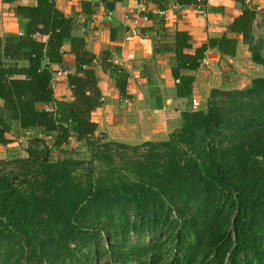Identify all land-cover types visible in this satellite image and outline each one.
<instances>
[{"label":"trees","instance_id":"obj_1","mask_svg":"<svg viewBox=\"0 0 264 264\" xmlns=\"http://www.w3.org/2000/svg\"><path fill=\"white\" fill-rule=\"evenodd\" d=\"M37 2L18 8L28 20L24 35L0 38L4 109L46 137L30 140L27 157L0 161V264H83L103 255L105 264H264V75L242 89L213 88L207 106L184 111L165 140L108 141L91 119L102 105L95 55L55 0ZM145 2L167 9L168 0ZM263 12L245 5L222 37L193 54L185 52L190 34L177 31V96L192 97L195 76L182 71L198 70L209 49L235 57L242 40L264 67V40L255 36ZM37 33L48 41L35 40ZM66 42L76 61L69 100L56 97L51 66L63 64ZM10 130L0 111L1 145ZM72 138L89 158L54 160L53 147L63 150ZM146 233L150 240L131 241Z\"/></svg>","mask_w":264,"mask_h":264},{"label":"crops","instance_id":"obj_2","mask_svg":"<svg viewBox=\"0 0 264 264\" xmlns=\"http://www.w3.org/2000/svg\"><path fill=\"white\" fill-rule=\"evenodd\" d=\"M37 3V0H0V38L24 35L28 20L18 13V8L35 7ZM251 4L264 10V0H207L208 16L204 18L197 5H180L179 0H168L165 10L145 0H55L56 8L74 21L72 34L82 38L86 49L95 55L92 68L102 94L101 107L91 113L92 121L98 125L97 135L130 145L166 139L181 124L182 113L192 108L190 103L195 99L201 103L199 89L205 91L211 74L225 65L231 67L245 49L251 57L242 40L235 57L221 56L217 49H209L198 70L182 71L194 75L195 81L192 97L181 98L177 96V82L171 71L176 32L190 34L192 48L185 52L193 54L209 39L222 37L227 25L242 13L245 5ZM146 10L152 13L150 19L144 13ZM34 39L46 43L48 35L37 33ZM64 49L63 64L54 63L52 69L75 74V56L69 52L68 42ZM0 60L7 62L3 56ZM68 74L53 78L58 99L72 98ZM120 85L125 87L124 94ZM0 111L11 127L7 133L10 143L0 144V161L11 159L13 151L21 146L27 157L30 140L44 137L43 132L22 129L18 114L5 110L2 99ZM71 141L77 142L74 138Z\"/></svg>","mask_w":264,"mask_h":264},{"label":"rangeland","instance_id":"obj_3","mask_svg":"<svg viewBox=\"0 0 264 264\" xmlns=\"http://www.w3.org/2000/svg\"><path fill=\"white\" fill-rule=\"evenodd\" d=\"M255 36L257 37V39L264 40V12L262 16L260 15L259 19L256 22ZM263 55H264V50H263ZM263 75H264V67L253 63L251 57L247 55L245 49L244 51L241 52L240 58L235 63L231 64V67H227L225 65V67L220 68L219 70H217V72L211 74V76L209 77L211 79V82L209 83L208 87L205 89L204 92H202V90L199 89L200 96H202L203 98L201 99L199 108H205L207 106V100L209 96L208 94H210L211 92L210 90H212L211 88L212 86H216L215 88H224V89H242L248 86L254 78L261 77ZM190 105L192 106V103H190ZM190 110H193V107L190 108ZM179 126L180 125L175 126L176 127L175 129H177ZM169 135L167 136V138L169 137ZM103 138H105V136H103ZM106 140L113 141L108 138ZM20 148L21 149L13 151L14 154H11V159L24 158L25 156L24 147L21 146ZM64 148L65 149L62 150L53 147L52 158L54 160H58L61 158H65L69 155L77 158H85V159L89 158V152L87 147L83 144H79L76 141H71ZM152 236L153 235L151 233H146L145 235L137 234L132 236L131 241H137L139 239L150 240ZM91 252L92 250H88L86 253L90 254ZM108 260H109V256L103 255L99 260L97 259L85 260L83 264H105Z\"/></svg>","mask_w":264,"mask_h":264},{"label":"built area","instance_id":"obj_4","mask_svg":"<svg viewBox=\"0 0 264 264\" xmlns=\"http://www.w3.org/2000/svg\"><path fill=\"white\" fill-rule=\"evenodd\" d=\"M197 8L200 12V14L206 18L208 16V9H207V0H197ZM68 71L67 70H63V69H58L57 71H54V78L55 77H59V76H63V75H67ZM192 107L193 110H197L200 107V101L199 100H193L192 102ZM99 136V135H97Z\"/></svg>","mask_w":264,"mask_h":264}]
</instances>
